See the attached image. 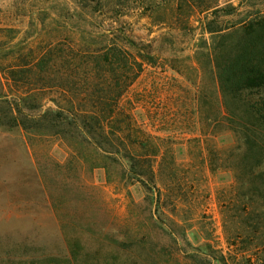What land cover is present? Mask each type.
<instances>
[{"label": "rangeland", "instance_id": "1", "mask_svg": "<svg viewBox=\"0 0 264 264\" xmlns=\"http://www.w3.org/2000/svg\"><path fill=\"white\" fill-rule=\"evenodd\" d=\"M36 5L0 0V29L15 31L0 34L2 47L34 39ZM137 7L113 0V27L186 69L157 85L147 75L122 101L134 102L136 122L168 155L145 187L120 169L71 162L58 139L31 144L23 130L0 127V264H264V87L223 94L197 64L196 19L183 32L173 2L150 18Z\"/></svg>", "mask_w": 264, "mask_h": 264}, {"label": "trees", "instance_id": "2", "mask_svg": "<svg viewBox=\"0 0 264 264\" xmlns=\"http://www.w3.org/2000/svg\"><path fill=\"white\" fill-rule=\"evenodd\" d=\"M253 1L135 0L140 18H150L173 2L172 23L183 32L195 29L191 22L196 19L201 37L195 52L204 58L197 64L210 68L221 92L233 98L264 87V0ZM32 2L42 3L31 17L37 21L30 25L36 27L34 39L5 48L0 44L5 79L0 127L23 130L31 144L58 139L71 162L107 172L120 169L146 187L154 180L157 160L168 151H161L163 139L138 125L134 102L122 101L147 75L157 76V85L160 75H182L186 69L175 58L155 55L152 41H134L117 31L113 0ZM240 10L253 13L223 25L225 17ZM14 32L0 29L3 37ZM48 103L52 106L46 107Z\"/></svg>", "mask_w": 264, "mask_h": 264}]
</instances>
